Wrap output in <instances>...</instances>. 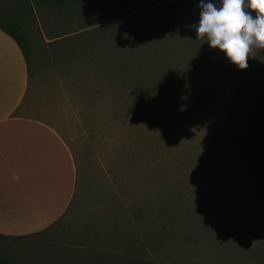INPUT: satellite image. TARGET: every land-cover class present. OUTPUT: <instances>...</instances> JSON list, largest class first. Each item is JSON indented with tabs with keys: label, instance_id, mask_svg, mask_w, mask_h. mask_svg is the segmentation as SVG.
<instances>
[{
	"label": "rangeland",
	"instance_id": "rangeland-1",
	"mask_svg": "<svg viewBox=\"0 0 264 264\" xmlns=\"http://www.w3.org/2000/svg\"><path fill=\"white\" fill-rule=\"evenodd\" d=\"M173 1L183 58L151 80L148 100L54 60L63 49L49 45L89 20L0 17L29 61L18 113L54 128L77 169L65 216L41 235L0 238V264H264V50L244 70L205 67L200 0Z\"/></svg>",
	"mask_w": 264,
	"mask_h": 264
},
{
	"label": "trees",
	"instance_id": "trees-1",
	"mask_svg": "<svg viewBox=\"0 0 264 264\" xmlns=\"http://www.w3.org/2000/svg\"><path fill=\"white\" fill-rule=\"evenodd\" d=\"M177 2L0 0V11L12 14L9 18H5L4 14H0V17L14 22L34 18L35 12L41 10L64 20L71 17L89 20L91 23L87 28L62 34L49 45L63 49L57 56L53 53L54 60H61L66 65L77 61L93 76V81L117 80L124 91L133 89L138 93L136 96L146 95L145 100H148L153 96L155 77L168 73L172 77V69L183 58V35L175 33L183 30L176 26L183 8ZM201 42L204 48L199 56L205 67L214 59L223 63L229 61L227 56H219V52L213 50L207 40ZM75 43H79V46L74 47ZM27 63L29 65L28 59Z\"/></svg>",
	"mask_w": 264,
	"mask_h": 264
},
{
	"label": "crops",
	"instance_id": "crops-1",
	"mask_svg": "<svg viewBox=\"0 0 264 264\" xmlns=\"http://www.w3.org/2000/svg\"><path fill=\"white\" fill-rule=\"evenodd\" d=\"M9 32L0 26V238L25 240L49 231L69 211L77 169L54 128L18 113L30 73L21 43Z\"/></svg>",
	"mask_w": 264,
	"mask_h": 264
},
{
	"label": "clouds",
	"instance_id": "clouds-1",
	"mask_svg": "<svg viewBox=\"0 0 264 264\" xmlns=\"http://www.w3.org/2000/svg\"><path fill=\"white\" fill-rule=\"evenodd\" d=\"M199 7L197 39L224 52L240 70L248 67L257 50H264V0H221L220 7L212 0H200Z\"/></svg>",
	"mask_w": 264,
	"mask_h": 264
}]
</instances>
